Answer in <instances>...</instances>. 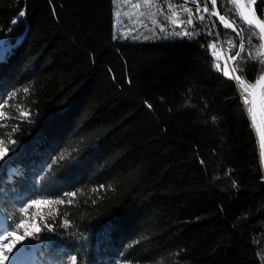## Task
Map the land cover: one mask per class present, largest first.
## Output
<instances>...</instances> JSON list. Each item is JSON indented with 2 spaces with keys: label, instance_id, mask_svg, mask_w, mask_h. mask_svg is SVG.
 <instances>
[{
  "label": "trees",
  "instance_id": "obj_1",
  "mask_svg": "<svg viewBox=\"0 0 264 264\" xmlns=\"http://www.w3.org/2000/svg\"><path fill=\"white\" fill-rule=\"evenodd\" d=\"M120 1L0 0L1 231L37 264H264L245 103L263 36L231 0L215 5L232 27L213 0H149L155 19L122 35Z\"/></svg>",
  "mask_w": 264,
  "mask_h": 264
},
{
  "label": "rangeland",
  "instance_id": "obj_2",
  "mask_svg": "<svg viewBox=\"0 0 264 264\" xmlns=\"http://www.w3.org/2000/svg\"><path fill=\"white\" fill-rule=\"evenodd\" d=\"M155 4V6H157L158 4H156V2H153ZM153 4L151 3V1L147 0V1H143L141 3L140 2H134L132 0H125V1H120V4L118 2L115 3V8H118V11L121 10L122 13L126 16V20L125 24L117 26L116 23H114L115 29L116 27H120L122 29H119L118 32H120L122 35H125L126 32L130 33L133 31V29H135L136 27L141 25V21L138 20L137 15L139 14H144L146 21H151L152 19H155V17H151V11L150 8ZM241 6L243 8V10L245 11L246 14L249 15L250 18L254 19V16L252 14L251 11V4L246 3L244 0H241ZM157 8V7H156ZM159 8V13L162 14L163 18H168V15L165 13L164 9L167 10L168 9V4H166L165 6L161 3L160 6H158ZM146 13V14H145ZM121 13L117 14V21L119 23H123V19L120 18ZM117 30V29H116ZM115 30V31H116ZM256 113V114H255ZM257 111L254 107V117L255 120L259 119V115H257ZM261 129V127H258ZM259 129V132H260ZM264 138V137H263ZM2 154V151H0V156ZM1 219V216H0ZM34 232H37L38 230L33 228L32 229ZM9 248L11 249V251H9ZM17 248V244L15 242V240H13V237H8L7 234H4V232L1 231L0 229V251H3L5 255H7L9 257V260L5 261L4 264H37L36 261V256L33 250H27V253L20 258L16 257V249ZM18 250V249H17ZM24 252V249H19V251H17V253H22ZM13 257H15V259H13Z\"/></svg>",
  "mask_w": 264,
  "mask_h": 264
},
{
  "label": "water",
  "instance_id": "obj_3",
  "mask_svg": "<svg viewBox=\"0 0 264 264\" xmlns=\"http://www.w3.org/2000/svg\"><path fill=\"white\" fill-rule=\"evenodd\" d=\"M231 3L233 5L234 11H235L237 17L239 18V20L243 24L248 26L249 28L255 27V30L259 34H261L264 38V31H261V29L256 26L257 20L255 18L254 19L250 18L245 13V11L243 10V8L241 6V0H231ZM213 9H214V12L216 13V15H215L216 19L219 22H221L222 25L224 26V22H222L219 18L220 15H219V12L217 11V7H216L215 3L213 4ZM249 20H251L253 22L251 25H249V23H248ZM259 23L264 24L263 22H259ZM263 54H264V47H263ZM232 75H233L234 80L237 81L235 79L236 76L233 73H232ZM260 77H259V79H260ZM263 87H264V80H262L259 84L255 83V85L252 87V89L247 94L248 99H249L247 114H248L249 120L251 122L252 128L256 134V139H257L258 149H259V155H260V161H261V164H262L263 169H264V138L261 136V134L259 132V128L257 126L256 120L254 117V107H255L258 115L264 121V108H263V99H262ZM249 108H251V112L249 111Z\"/></svg>",
  "mask_w": 264,
  "mask_h": 264
},
{
  "label": "snow or ice",
  "instance_id": "obj_4",
  "mask_svg": "<svg viewBox=\"0 0 264 264\" xmlns=\"http://www.w3.org/2000/svg\"><path fill=\"white\" fill-rule=\"evenodd\" d=\"M214 3H215V0H213V4H214ZM205 10H207V9H205ZM185 11H186V12H190V10L187 9V8L185 9ZM197 11H199V8L197 9ZM212 14H213V15H216L215 12H213ZM21 15H23V13H21ZM219 18H220V20H221L222 22H224V27H225V28H227V27H232L231 24H229L227 21H225V18H224L223 16H220ZM201 19H203V17H201ZM191 22H192L191 19H189V20H188V23L191 24ZM248 23H249V25H251L253 22H252L251 20H249ZM256 26L259 27V28L261 29V31H264V24H260L259 21H257V22H256ZM250 31H251V33H252V36L249 37V41L251 42L252 37L256 35L255 27L251 28ZM240 48H241V51H242V50H243V42H241V44H240ZM6 55H7V53H6V51L4 50V48H3V46H2V42H0V61H2L3 59H5V58H6ZM239 56H240V53L237 52V53H236L234 56H232L231 58H232V59H236V57H239ZM243 59H245V58H244V57H241V60H243ZM236 70H239V71L243 72V71H244V67L241 66V64H237V65L234 66V71H236ZM260 71H261V77H260V79H258V80L256 81L257 84H259L262 80H264V67H262V68L260 69ZM227 74H228V73L225 72V75H227ZM235 79L239 82V84H240V86H241L242 88L245 87L244 78H243L242 76H236ZM252 86H254V85H250V87H252ZM0 103H2V100H0ZM245 103H246V104L248 103V98H247V96H245ZM249 111L251 112V108H249ZM2 158H3V157L0 156V159H2ZM9 234L14 235V233H12L10 230H9ZM27 246H28V245H25L24 247H27ZM9 251H11L10 248H9ZM17 251H19V249H18ZM13 259H15V257H13ZM7 260H9V257H8L7 255H5L3 251H0V264H4V262L7 261Z\"/></svg>",
  "mask_w": 264,
  "mask_h": 264
},
{
  "label": "built area",
  "instance_id": "obj_5",
  "mask_svg": "<svg viewBox=\"0 0 264 264\" xmlns=\"http://www.w3.org/2000/svg\"><path fill=\"white\" fill-rule=\"evenodd\" d=\"M218 55H220V56H223L225 59H226V54H225V52H224V50L221 48V50L218 52ZM218 57V56H217ZM224 60V59H223ZM226 61H227V59H226ZM225 62V61H224Z\"/></svg>",
  "mask_w": 264,
  "mask_h": 264
},
{
  "label": "bare ground",
  "instance_id": "obj_6",
  "mask_svg": "<svg viewBox=\"0 0 264 264\" xmlns=\"http://www.w3.org/2000/svg\"><path fill=\"white\" fill-rule=\"evenodd\" d=\"M248 15V14H247ZM249 16V15H248Z\"/></svg>",
  "mask_w": 264,
  "mask_h": 264
}]
</instances>
